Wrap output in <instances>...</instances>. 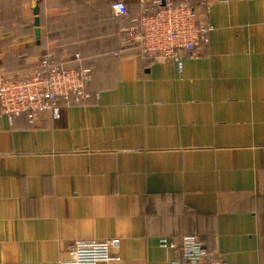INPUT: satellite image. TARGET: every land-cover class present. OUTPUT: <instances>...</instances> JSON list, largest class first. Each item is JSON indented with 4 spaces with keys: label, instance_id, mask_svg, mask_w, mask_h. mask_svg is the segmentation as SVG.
I'll use <instances>...</instances> for the list:
<instances>
[{
    "label": "crops",
    "instance_id": "crops-1",
    "mask_svg": "<svg viewBox=\"0 0 264 264\" xmlns=\"http://www.w3.org/2000/svg\"><path fill=\"white\" fill-rule=\"evenodd\" d=\"M113 1L0 0V75L46 50L92 73L59 118L0 112V264H58L108 237L121 243L99 264H171L179 248L159 239L185 234L264 264V0H196L212 30L181 69L122 48Z\"/></svg>",
    "mask_w": 264,
    "mask_h": 264
},
{
    "label": "built area",
    "instance_id": "built-area-1",
    "mask_svg": "<svg viewBox=\"0 0 264 264\" xmlns=\"http://www.w3.org/2000/svg\"><path fill=\"white\" fill-rule=\"evenodd\" d=\"M195 1L137 0L134 12L128 10L123 0L113 1L112 14L129 20L118 30L120 46L137 47L146 59L175 63L181 69L183 57H197L198 51L208 44L212 30V26L199 17ZM200 3L208 14L210 1ZM91 76L89 67L64 66L52 51L46 50L27 75H0V112L9 121L22 114L28 121L35 122L43 112L59 118L62 106L89 98ZM120 243L118 237L73 240L68 245L67 258L58 260V264H99L119 248ZM159 244L179 248L180 256L171 264H226L193 234L183 235L178 244L161 237Z\"/></svg>",
    "mask_w": 264,
    "mask_h": 264
},
{
    "label": "water",
    "instance_id": "water-1",
    "mask_svg": "<svg viewBox=\"0 0 264 264\" xmlns=\"http://www.w3.org/2000/svg\"><path fill=\"white\" fill-rule=\"evenodd\" d=\"M36 12H37V10H35L34 13H36ZM34 25H38V19H37V17H35V19H34ZM37 32H38V30L35 29V33H36V34H37Z\"/></svg>",
    "mask_w": 264,
    "mask_h": 264
},
{
    "label": "trees",
    "instance_id": "trees-1",
    "mask_svg": "<svg viewBox=\"0 0 264 264\" xmlns=\"http://www.w3.org/2000/svg\"><path fill=\"white\" fill-rule=\"evenodd\" d=\"M126 4V3H125ZM127 6V5H126ZM128 8V7H127ZM129 10V9H128ZM130 11V10H129ZM131 12V11H130ZM122 18H125L126 19V23L125 24H123V25H126L128 22H129V20H128V18L127 17H122ZM122 25V26H123ZM92 77V76H91Z\"/></svg>",
    "mask_w": 264,
    "mask_h": 264
}]
</instances>
